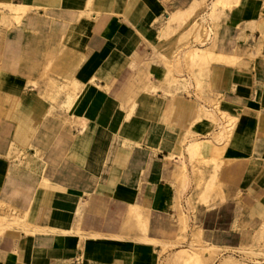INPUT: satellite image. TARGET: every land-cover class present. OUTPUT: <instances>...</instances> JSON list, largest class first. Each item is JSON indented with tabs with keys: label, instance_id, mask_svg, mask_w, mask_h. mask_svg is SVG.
I'll list each match as a JSON object with an SVG mask.
<instances>
[{
	"label": "crops",
	"instance_id": "crops-1",
	"mask_svg": "<svg viewBox=\"0 0 264 264\" xmlns=\"http://www.w3.org/2000/svg\"><path fill=\"white\" fill-rule=\"evenodd\" d=\"M195 1L0 0L29 7L0 40V213L15 214L0 264H160L168 236L152 219H177V191L185 209L206 180L214 205L196 207L240 226L264 216V0L217 7L204 44L190 27L159 39ZM211 44L222 59L190 65L184 51ZM165 66L186 81L161 83ZM129 205L150 216L143 233Z\"/></svg>",
	"mask_w": 264,
	"mask_h": 264
},
{
	"label": "rangeland",
	"instance_id": "rangeland-1",
	"mask_svg": "<svg viewBox=\"0 0 264 264\" xmlns=\"http://www.w3.org/2000/svg\"><path fill=\"white\" fill-rule=\"evenodd\" d=\"M203 2V3H202ZM197 6L195 13L184 21L182 24L177 25L175 28H172L168 31L163 32L159 39L163 38V42L167 41L171 38L175 32H182V35H188V29L190 27L191 20L193 18L199 19L203 28L205 29V24L207 19L211 22L214 21V16L209 13L211 11L212 0H209V10H207V3L203 0ZM210 18V19H209ZM191 19V20H190ZM187 22V23H186ZM203 22V23H202ZM10 27V26H8ZM7 26H0V40L4 41V33L8 28ZM2 32V33H1ZM207 36V35H206ZM189 37V38H188ZM191 35L187 36L185 39L189 42ZM193 38V37H192ZM194 39V38H193ZM196 41V40H195ZM205 42V41H204ZM161 45V44H160ZM157 48V47H156ZM156 48L153 49V52L156 51ZM154 54V53H153ZM156 55V53H155ZM3 61L0 60V63ZM153 60H150V63ZM140 66V64H138ZM145 66V64H144ZM167 67V66H165ZM148 68V66H147ZM140 69V68H139ZM178 74H181V70L177 71ZM150 74L147 73V76ZM146 76V78H147ZM176 81H184L185 79L181 75L176 76ZM179 79V80H178ZM175 82V83H177ZM161 83L166 84L168 86L175 87V84H170L167 81L161 80ZM174 85V86H173ZM228 118H224V123L221 125H228ZM198 189V185L195 187ZM184 187L177 191V208H178V217L177 219H152L151 223L156 226L162 227V233H166L167 241H166V249L170 251V249L175 246H185L188 243H197V244H214L215 251L210 256L209 260L206 264H219L221 260L225 258H232L235 261H241L249 264H259L260 262H264V245L262 244V238L264 237V220L263 217L261 219H257L255 224H245L241 225L235 222V219H230L229 212L224 207H218L215 205V209L206 213L200 207H196L198 201L202 200L200 198V193L197 194V198L194 202H192V196L189 194L186 196L187 207L184 209L180 204L182 197H184ZM222 199L221 195L219 196ZM210 198V197H209ZM206 198V199H209ZM204 200L205 202L207 200ZM203 200L201 201L202 203ZM205 208L209 209L213 204H209L208 202L204 203ZM228 212V213H227ZM148 214L146 216L147 224H148ZM263 222V224H262ZM197 226L200 231V240H197V236L191 232L190 227ZM184 230L182 231V229ZM256 230V232H255ZM262 230V231H261ZM185 231V232H184ZM261 231V233H260ZM261 234V235H260ZM182 235V237H181ZM262 236V237H261ZM168 238H173V240H168ZM194 238V241H193ZM170 244L172 246H170ZM254 244V245H253ZM244 247H248L247 249H242ZM246 245V246H245ZM238 246V247H237ZM240 246V247H239ZM250 246V247H249ZM219 248L218 250H216ZM240 248V249H239ZM252 248V249H249ZM262 248V249H261ZM162 249V247H161ZM257 249V252L255 251ZM263 250V251H262ZM168 251V252H169ZM168 252H162L159 254L160 256V264H166L165 256ZM251 252V253H250ZM253 253V254H252ZM256 253V255H254ZM259 253V254H258ZM171 254V253H170ZM262 254V255H261ZM170 256V255H169ZM221 258V259H220ZM239 259V260H238ZM255 260V261H254ZM261 260V261H260ZM253 263H251V262ZM256 262V263H255ZM167 263L170 264L169 258L167 259ZM174 264V263H173ZM261 264V263H260ZM264 264V263H263Z\"/></svg>",
	"mask_w": 264,
	"mask_h": 264
},
{
	"label": "bare ground",
	"instance_id": "bare-ground-1",
	"mask_svg": "<svg viewBox=\"0 0 264 264\" xmlns=\"http://www.w3.org/2000/svg\"><path fill=\"white\" fill-rule=\"evenodd\" d=\"M238 0H212V5H211V13L213 16L215 15L214 12L216 11L215 9L217 7H219L220 9H224V8H230L233 4H235ZM199 1H195L192 6L190 8H187V9H184V10H178L177 12L171 14L170 16V19L169 21H173L176 23V25H180L182 24L184 21H186L188 18H190L192 15H193V10L194 8H197V5H198ZM203 3V2H202ZM200 3V4H202ZM199 7V6H198ZM29 10V7L24 5V4H20V3H12V2H7V3H0V25L1 26H7L10 24L11 26V23H14V22H18L19 19L22 17V15L27 11ZM225 10V9H224ZM221 13V12H220ZM217 16L215 15L213 18L215 19ZM210 19V18H209ZM217 19V18H216ZM191 20V19H190ZM187 23V22H186ZM203 23V22H202ZM214 23V22H213ZM212 23V24H213ZM217 23V22H216ZM168 24V23H167ZM190 29H189V34L194 38V40H196L197 42L201 43V44H204L205 42V39L207 38L206 35H209V30L208 29H204L202 24H201V21L199 19H193L190 23ZM13 25V24H12ZM8 27V26H7ZM174 27V26H173ZM172 27V28H173ZM171 26L167 25L166 26V31L172 29ZM210 29V28H209ZM212 32V30H211ZM184 54L186 56V59H189L188 61H190V65H196L197 68H203L205 66H207L212 60H214L215 58L217 59H222L221 55L217 54L216 52H214L213 50V45H207V46H202V47H199V46H195V45H191L189 46L185 51H184ZM166 63V62H165ZM167 65V63H166ZM192 65V66H193ZM51 67L53 65H50ZM50 66H48V68L50 69ZM168 66V65H167ZM175 66H176V69L177 71H179V59H177L175 61ZM55 67V66H53ZM194 67V66H193ZM168 70H167V73L166 75L164 76V81H167L168 83L170 84H174L176 81V76L172 74L171 70L169 69V67H167ZM196 68V67H194ZM196 72V71H195ZM198 72V71H197ZM203 72V71H202ZM203 74V73H202ZM198 75V74H197ZM204 75V74H203ZM206 75V74H205ZM182 76V75H181ZM199 76V75H198ZM195 77V76H194ZM203 77V76H202ZM179 80V79H178ZM200 80V79H199ZM28 81V80H27ZM186 81V79H185ZM201 81V80H200ZM31 82V81H30ZM34 82V81H33ZM38 82V81H37ZM199 82V81H198ZM51 83V82H50ZM178 83V82H177ZM28 84V83H27ZM30 84V83H29ZM41 84V83H40ZM54 84V82H53ZM69 84V85H68ZM68 105L70 106V103L71 101L73 100L74 96H75V93H76V90H77V86L75 83L73 82H69L68 81ZM179 84H180V81H179ZM200 84V83H199ZM185 85V84H184ZM174 86V85H173ZM154 86H151V89H153ZM182 88V87H181ZM185 88V87H184ZM200 88V87H199ZM132 94L129 95V97L127 98L128 100L129 99H132ZM0 99H1V92H0ZM52 100L55 102V98L53 97ZM218 107V105H217ZM201 108V107H200ZM206 108V107H205ZM204 108V109H205ZM216 108V107H215ZM201 110V109H200ZM65 111V110H64ZM218 111V109H217ZM3 112V108L0 106V115L2 114ZM212 113V112H211ZM221 114V113H219ZM218 114V115H219ZM200 116H203L202 114H200ZM213 117V116H212ZM222 117L223 118H228V125L230 124V122L232 121V118L225 115V114H222ZM210 119V118H209ZM214 119V118H213ZM71 121V120H70ZM69 122V121H68ZM216 122V121H215ZM228 125L225 124V125H221L219 131L217 132V136L219 137H223L224 134L226 133V131L228 130ZM230 130V129H229ZM215 131V130H214ZM228 132V131H227ZM215 133V132H214ZM229 133V132H228ZM214 138V137H213ZM211 139V138H210ZM209 139V140H210ZM223 139V138H222ZM202 140V139H201ZM217 140V139H216ZM219 140V138H218ZM198 141V140H197ZM200 141V140H199ZM207 141V140H206ZM195 142V141H194ZM213 142V141H212ZM210 142V143H212ZM216 142V141H215ZM214 145V144H213ZM216 145V144H215ZM223 145V144H221ZM200 146V145H199ZM195 147V144H192L191 145V148H194ZM198 147V146H197ZM214 147V146H213ZM190 148V149H191ZM216 148V147H215ZM190 149H189V152H190ZM199 151V150H198ZM221 151V150H220ZM216 152H217V149H216ZM220 154V153H219ZM211 157H212V154H210ZM216 155V154H215ZM197 156V155H196ZM214 156V155H213ZM220 156V155H219ZM199 157V156H198ZM218 158V157H217ZM214 158H212L213 160ZM192 160V159H191ZM207 160V159H206ZM201 161V160H200ZM204 161V160H203ZM202 161V162H203ZM209 161V160H207ZM223 161V160H221ZM206 162V161H205ZM219 162V161H218ZM217 162V163H218ZM210 163H213L212 161H210ZM223 163V162H222ZM221 163V164H222ZM202 164V163H201ZM219 164V165H221ZM204 165H207V162L206 164H203V167H205ZM209 165V163H208ZM210 166V165H209ZM182 169L184 167V163H182L181 165ZM201 167V166H199ZM208 167V166H207ZM212 167H213V164H212ZM210 166V168H212ZM215 165H214V170H215ZM206 168V167H205ZM220 167L218 166V169ZM198 169V167H197ZM195 169V171L197 170ZM181 170V169H180ZM206 170V169H205ZM212 170V169H211ZM199 171V170H198ZM208 171V170H207ZM206 171V173H208ZM218 171V170H217ZM181 172V171H180ZM203 172H204V168H203ZM202 172V173H203ZM215 172V171H214ZM179 173V172H178ZM196 173V172H195ZM205 173V174H206ZM194 174V172H193ZM202 175V174H201ZM205 176V175H204ZM210 176V175H209ZM208 176V177H209ZM217 176V175H216ZM182 177H185L184 175ZM201 178V177H200ZM204 179V178H203ZM213 179H214V176H213ZM182 181L184 179H181ZM206 180V179H205ZM212 180V179H211ZM204 181V180H203ZM183 183V182H182ZM185 183V182H184ZM201 183V182H200ZM205 185H204V189H202L200 191V198L203 200L206 199V193L212 189V183L211 182H204ZM202 185H198L199 187L200 186H203V183H201ZM218 183H216L215 185L217 186ZM196 186H197V182H196ZM221 185H219L220 187ZM198 187V188H199ZM215 187V186H214ZM216 188V187H215ZM214 188V189H215ZM218 188V187H217ZM222 188V187H221ZM213 189V190H214ZM220 189V188H219ZM218 190V189H217ZM195 194H197V190H195ZM194 192V191H193ZM218 193V192H217ZM222 193V191H221ZM221 193H218L219 195H221ZM218 194L215 193V196ZM197 196V195H196ZM195 196V197H196ZM216 196V197H217ZM223 197V195H222ZM209 198V197H208ZM215 198V197H214ZM201 200V201H202ZM203 200L204 203H206L205 201ZM207 200V199H206ZM200 201V200H199ZM198 201V202H199ZM212 201V200H211ZM128 214L129 215H132L133 218H134V222H133V228L134 230L136 231H139L140 233H143L144 231V228H145V217H146V210L141 207H137L136 205H129L128 206ZM25 218V217H24ZM15 214L12 212V211H6L5 213L1 212L0 213V233L3 231V229L8 226L9 224L12 225L14 222H15ZM21 220V219H20ZM263 220H264V216H263ZM129 221V220H128ZM18 222H21V221H18ZM264 222V221H263ZM262 222V224H263ZM12 223V224H11ZM16 224V223H15ZM18 224V223H17ZM16 224V225H17ZM24 223H22L23 225ZM19 225V224H18ZM184 230V228L182 229V231ZM262 231V230H261ZM260 231V233H261ZM185 232V231H184ZM256 232V230H255ZM192 233L194 234V236H196L197 234V231H192ZM262 234V233H261ZM260 234V235H261ZM182 237V235H181ZM262 237V236H261ZM193 241H194V238H193ZM262 244L264 245V237L262 238ZM254 245V244H253ZM246 246V245H245ZM238 247V246H237ZM240 247V246H239ZM250 247V246H249ZM247 249L246 247H244L243 245V248L242 249ZM219 248H217L216 250H218ZM240 249V248H239ZM249 249H252V248H249ZM262 249V248H261ZM215 251V245H204V244H199L198 246H194V245H188V246H185V247H179L177 248L176 250L172 251V253L170 254L169 256V261H170V264H206V262L209 260L210 256L212 255V253ZM255 251L257 252V249H255ZM263 251V250H262ZM251 253V252H250ZM253 254V253H252ZM259 254V253H258ZM256 255V253L254 254ZM262 255V254H261ZM221 259V258H220ZM239 260V259H238ZM255 261V260H254ZM261 261V260H260ZM251 262V261H250ZM253 263V262H251ZM256 263V262H255ZM261 264H263L264 262H260ZM259 263V264H260ZM219 264H247L245 262H242L239 260V261H235L233 260L232 258H225L224 260H221ZM249 264V263H248Z\"/></svg>",
	"mask_w": 264,
	"mask_h": 264
}]
</instances>
